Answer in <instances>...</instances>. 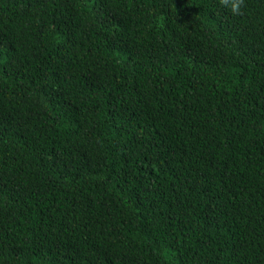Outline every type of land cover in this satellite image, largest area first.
I'll return each instance as SVG.
<instances>
[{
    "label": "trees",
    "instance_id": "trees-1",
    "mask_svg": "<svg viewBox=\"0 0 264 264\" xmlns=\"http://www.w3.org/2000/svg\"><path fill=\"white\" fill-rule=\"evenodd\" d=\"M0 264H264V0H0Z\"/></svg>",
    "mask_w": 264,
    "mask_h": 264
},
{
    "label": "clouds",
    "instance_id": "clouds-1",
    "mask_svg": "<svg viewBox=\"0 0 264 264\" xmlns=\"http://www.w3.org/2000/svg\"><path fill=\"white\" fill-rule=\"evenodd\" d=\"M220 3L227 6L233 15H240L244 0H220Z\"/></svg>",
    "mask_w": 264,
    "mask_h": 264
}]
</instances>
